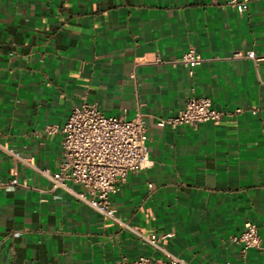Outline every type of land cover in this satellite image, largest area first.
Returning a JSON list of instances; mask_svg holds the SVG:
<instances>
[{"label": "crops", "instance_id": "crops-1", "mask_svg": "<svg viewBox=\"0 0 264 264\" xmlns=\"http://www.w3.org/2000/svg\"><path fill=\"white\" fill-rule=\"evenodd\" d=\"M229 1L0 0V184H26L0 187V264L156 254L38 172L61 163V135L44 128L83 102L107 117L145 116L148 167L111 198L122 222L187 264H264V0L244 12ZM189 49L201 58L191 75L170 64ZM249 51L259 60L234 56ZM191 96L241 112L156 125ZM246 222L262 249L243 256L231 237Z\"/></svg>", "mask_w": 264, "mask_h": 264}, {"label": "built area", "instance_id": "built-area-1", "mask_svg": "<svg viewBox=\"0 0 264 264\" xmlns=\"http://www.w3.org/2000/svg\"><path fill=\"white\" fill-rule=\"evenodd\" d=\"M248 2L249 0H230L228 4L238 12H244ZM234 56L259 60L252 51L244 55L237 52ZM200 62V56L193 49H189L180 58L170 61V64L188 68L191 75L193 68ZM240 112V109L220 112L213 107L209 97L191 96L185 101L182 110L174 116L158 118L156 125L173 129L195 127L216 122L223 117H232ZM43 131L47 135H61V163L58 171L50 173L47 170H38L50 181L51 191L59 190L69 194L102 218L129 230L156 253L131 261L123 259L115 264H187L183 259L165 250L155 235L144 236L122 222L111 202L118 184L124 183L129 175L146 169L150 162L147 126L143 114L137 112L130 120L122 116L107 117L98 110L95 103L83 102L72 106L63 124L48 125ZM8 153L18 159L17 154L10 151ZM25 186L26 184H20L16 180L0 184V187L7 190ZM148 187L153 188L152 185ZM231 241L240 246L243 256L250 249H262L257 227L250 222H246L240 234L231 237Z\"/></svg>", "mask_w": 264, "mask_h": 264}]
</instances>
